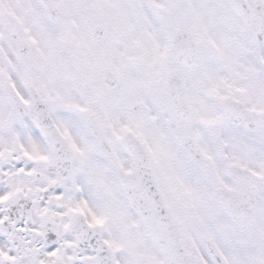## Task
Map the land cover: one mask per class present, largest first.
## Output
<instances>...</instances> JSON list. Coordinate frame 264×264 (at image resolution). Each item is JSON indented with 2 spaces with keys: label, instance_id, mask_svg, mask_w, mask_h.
<instances>
[{
  "label": "snow or ice",
  "instance_id": "obj_1",
  "mask_svg": "<svg viewBox=\"0 0 264 264\" xmlns=\"http://www.w3.org/2000/svg\"><path fill=\"white\" fill-rule=\"evenodd\" d=\"M0 264H264V0H0Z\"/></svg>",
  "mask_w": 264,
  "mask_h": 264
}]
</instances>
